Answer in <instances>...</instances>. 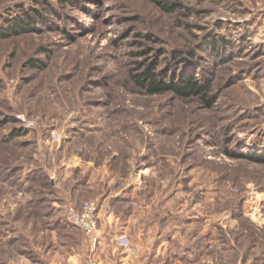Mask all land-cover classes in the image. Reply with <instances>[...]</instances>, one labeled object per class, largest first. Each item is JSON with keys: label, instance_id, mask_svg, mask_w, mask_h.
Segmentation results:
<instances>
[{"label": "rangeland", "instance_id": "374dc122", "mask_svg": "<svg viewBox=\"0 0 264 264\" xmlns=\"http://www.w3.org/2000/svg\"><path fill=\"white\" fill-rule=\"evenodd\" d=\"M24 9L51 20L3 36ZM153 65L195 74L209 103L148 94ZM240 154L264 157V0H0V264H99L68 219L99 215L73 191L91 173L137 179L107 226L129 239L117 254L174 236L196 264H264V162Z\"/></svg>", "mask_w": 264, "mask_h": 264}, {"label": "crops", "instance_id": "0c3cea01", "mask_svg": "<svg viewBox=\"0 0 264 264\" xmlns=\"http://www.w3.org/2000/svg\"><path fill=\"white\" fill-rule=\"evenodd\" d=\"M91 166L92 165H86V168H91ZM96 167H98L95 168L96 170H100L99 166ZM93 175L94 173H91V176L87 177V180H82L80 182L77 181V185H75L73 191L77 193L82 192L83 190L85 193L90 192L92 193V197H97L99 201H101L99 211L100 245L94 254L92 252L90 253L92 254L94 260L99 261V264H196L197 260L192 259V256L194 254V251L198 249L199 243L186 245L184 248L185 250H187V252L183 255H179L178 253L174 252V236L167 238L165 241H155L153 243H150V240L146 242L141 239L138 240L135 246H133L134 249L131 252H125L122 250L120 254H117V245H119L117 239L119 236L126 235L122 233L119 234L115 230L114 232L110 233V236H108V234L106 233L107 226H115L122 218H129L127 217V215H125L126 212L122 211L123 206L119 205L118 207V204H123V202L128 200L127 196L128 192H130L129 188H131L135 184V182H137V179L121 178L118 181V179L116 178H108L105 180L103 178H99V181H97L95 185L94 182H96V179H92ZM102 185L104 187H107V189H109L108 187L112 185H121L122 188L116 193H112L113 191H116H112V189H109V191L105 193L104 189H99ZM96 186L98 187L97 190ZM150 249H154L156 251L161 249L164 251H169L171 256L157 259V252H149L148 254L145 253L146 250ZM68 261V264H89L87 261L82 263L76 255L70 256L68 258Z\"/></svg>", "mask_w": 264, "mask_h": 264}, {"label": "trees", "instance_id": "16d2710c", "mask_svg": "<svg viewBox=\"0 0 264 264\" xmlns=\"http://www.w3.org/2000/svg\"><path fill=\"white\" fill-rule=\"evenodd\" d=\"M33 10H34L33 12L32 11L28 12V10L24 9L21 16L18 15L12 22H9L10 27L8 30L6 29L3 30L1 28L2 30L1 34L3 36H7L11 34H19L23 31H28L34 28V25L39 20H43L45 22H49L51 20V17L49 14L44 15V13L38 9H33ZM56 13L59 14V12L57 11ZM14 14L17 15V13H12V15ZM4 20L6 19L4 18ZM212 49L213 50L216 49L215 42H211L210 49L209 50L207 49V51L209 53H210V50L213 52ZM184 58L185 57L183 56H178L176 59L179 60L180 64L184 62L186 64L188 57H186L187 58L186 60ZM157 68L158 67L156 65H153L152 67H147L142 73H140L139 75L135 77L136 83L140 87L146 89L148 94L154 95V94L172 92L181 98H185V97H189L192 95H200L201 93L204 92L203 99L207 101L206 84L203 81L199 82L195 74L189 73L188 71H182L179 75H177V70H178L177 69L173 72L171 76L168 75L169 79L167 80L164 77L159 76L160 74H158L156 71ZM185 68L189 69V67H185ZM240 156L242 158L252 159L257 162H264V157H262V155L240 154Z\"/></svg>", "mask_w": 264, "mask_h": 264}, {"label": "built area", "instance_id": "2783aa9c", "mask_svg": "<svg viewBox=\"0 0 264 264\" xmlns=\"http://www.w3.org/2000/svg\"><path fill=\"white\" fill-rule=\"evenodd\" d=\"M21 120L25 121V119ZM68 219L71 224L80 228L83 233L91 239L94 247L98 246L100 242V237L98 235L99 215L98 207L95 203H85L79 209L71 207L68 212ZM117 242L124 249H130V242L126 236H119Z\"/></svg>", "mask_w": 264, "mask_h": 264}]
</instances>
